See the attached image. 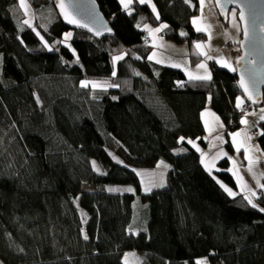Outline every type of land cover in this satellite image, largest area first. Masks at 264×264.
<instances>
[{"label": "trees", "instance_id": "trees-1", "mask_svg": "<svg viewBox=\"0 0 264 264\" xmlns=\"http://www.w3.org/2000/svg\"><path fill=\"white\" fill-rule=\"evenodd\" d=\"M97 2L115 31L100 40L57 11L35 29L19 0H0V264H125L131 251L142 264H264V188L256 208L230 195L229 159L211 172L188 143L208 146L210 104L230 131L242 127L236 71L216 66L211 80H190L149 59L143 40L144 24L163 22L173 42L206 40L192 25L199 0H154L159 19L145 3L128 13L120 0ZM101 78L113 87L81 85ZM258 142L264 153V134ZM161 161L166 186L143 193L134 168ZM117 184L135 193L108 187Z\"/></svg>", "mask_w": 264, "mask_h": 264}, {"label": "rangeland", "instance_id": "rangeland-1", "mask_svg": "<svg viewBox=\"0 0 264 264\" xmlns=\"http://www.w3.org/2000/svg\"><path fill=\"white\" fill-rule=\"evenodd\" d=\"M22 10L28 16L27 24H29L31 27H34L35 29L39 28L40 31H43V32H45L48 29L49 22L55 20L56 18V8L54 9V7L51 4L47 5L46 2L42 4V2H37V1L31 2V0H24V6L22 7ZM20 14L22 13L20 12ZM228 15H229L228 21L224 23H226V26L228 29L226 37L227 39H231V40L228 41V40H225L224 37H220V39L218 38V40L214 42L209 41V40H207L206 42H198V44L201 45V47L199 48L197 47V49H199V51L201 52L202 57L194 63V66H195L194 69H190L189 71L186 72L188 75V79L198 81L197 79H195V77L205 76L209 74L212 79L213 74H214L213 68L216 67L217 65L215 61H214L215 66H213V64L208 62L209 57L212 58L209 52L218 51L219 49H222V48L223 50H225V52L228 53L227 55L223 54L222 56L223 57L225 56V58L229 57V59L226 58L228 59L227 60L228 63H230V61L234 63L232 66L231 65L229 66L230 69H235V71H237L236 69L237 61L236 60H237V57L242 52V49L240 47L241 45L240 40H242V37H241L242 36V25L240 23L239 16L237 15L236 8L231 9ZM147 36L149 38L148 34ZM71 38H72V35L68 39L64 38V41L66 45L68 46L69 44L72 50L75 52V49L73 45L71 44ZM43 42L45 43V45H47V42L44 38H43ZM145 45L149 46L150 41ZM151 47H152L151 51L154 55V53H157V51L155 50V47L153 46ZM157 49H159L158 54L162 57L168 56V54L173 55V52H171V50L169 49L158 48V47ZM124 55L125 53L122 52L115 56H124ZM117 61H115V63ZM200 64H205L206 69L198 68L197 66ZM203 81H209V80H203ZM82 82H88L87 86L85 87L92 86L93 88L99 89V90H102V89L105 90V89H109L113 87L112 80L106 79V78H101L100 80L99 79H91V80L84 79ZM82 82H81V85L84 86ZM239 98H241V100L243 101L240 107L241 109H243V107H245L247 103L246 97L242 93L240 94ZM262 109H264V103L258 106L254 105V106L247 107L246 109L247 112L242 113V116H243L242 119H246L247 124L242 123V127H240L237 130L230 131L231 129L228 128L227 125L225 124L226 126L225 134L228 135V139L226 140V136H225V141L227 142L225 143L224 150L227 152V154L226 156H224V158L221 161H223L227 157L230 158V156L234 158L235 154L238 155V154L244 153L245 158H246V163L252 173L254 172V169L256 170L257 168H264V165H263L264 159H261V160L259 159L260 161H257V162L252 161V155L255 154L256 152L259 156L264 154L262 152L261 145L258 142V137L262 134L261 132L262 123L264 122V120L260 119V117L264 115V112L261 111ZM233 127H235V123L232 124L231 128ZM233 134H236V135H233ZM248 137L250 139H248ZM230 144L233 147L231 151L228 149V145ZM183 151H186V149L184 147L180 148V152H183ZM242 151H245V152H242ZM115 159L119 160L121 163H124V161L121 160L118 156H116ZM235 160L236 159H234L233 162ZM134 170L136 171L141 181L143 193L150 194V192H152L153 190L160 189V187L166 186V183H167L166 177H167L168 172L170 171V166L167 162L161 161L155 167H149V168L138 167V168H134ZM108 187L114 190L115 192L119 191V192L128 193V192L135 191L134 186L130 184L128 185H120V184L109 185ZM128 189H132V191H128ZM249 197L252 200V202L255 204L257 196L252 195ZM136 202L139 205L140 202L138 200ZM127 257L129 258V261L132 264L141 263V256H139L138 253L131 252L130 257L129 256ZM205 262L206 264H209L208 261H205Z\"/></svg>", "mask_w": 264, "mask_h": 264}, {"label": "crops", "instance_id": "crops-1", "mask_svg": "<svg viewBox=\"0 0 264 264\" xmlns=\"http://www.w3.org/2000/svg\"><path fill=\"white\" fill-rule=\"evenodd\" d=\"M127 0H125V3ZM138 2V0H132V3L125 8L124 3L121 2V6L123 9H125L128 13H131L134 11L133 5ZM200 3V2H199ZM151 8L155 6L156 12L158 13V8H156L154 0H148L147 3ZM159 14V13H158ZM167 25L166 22H163L161 24H144L148 25V28H143L147 30L148 35H149V40H150V47L153 46L155 47V50L157 53L151 54L150 57H152V61H157L163 65H168L174 68H179L185 73L189 71L190 69H194V63L198 61L202 57L201 52L199 49H197L196 45L198 42H206L207 40L209 41H216L220 37H224L225 40H231L227 39V26L226 23L222 20L221 15L219 14V11L217 9V6L215 5L214 0H205V7L203 8V11H200L195 17L192 19V25L195 27L197 30L202 29L199 32H202L205 35L206 40H197L194 42L186 41L184 43H177L173 42L170 39H167L165 35L163 36L162 32L164 28H162L159 32L154 31L157 28H160L161 25ZM152 30V31H150ZM241 41V40H240ZM225 42V41H224ZM158 48H166L171 50L173 52V55H169L162 57L158 54ZM152 48V47H151ZM212 56L208 60L210 61H215L216 65L219 67H224L225 69L233 70L230 69V65L232 66L234 63L230 61V63L227 62L229 57L225 56L223 57V54H228L225 52V50L219 49L218 51H212L209 52ZM225 64L227 66H225ZM212 67V66H211ZM235 71V69H234ZM186 76L188 78V75L186 73ZM192 78V77H191ZM191 80V79H190ZM202 122L205 126V135H206V141H207V147H201L198 145L197 142L192 143V145L200 152L202 156V163L204 167H206L208 170L215 171L218 168V164L221 162V160L226 156L227 152L224 150L225 143V136L226 140L228 139V135L225 134L226 132V126L223 121V119L220 117L218 113L214 111L212 108L211 104L208 105L202 112ZM222 119V120H221ZM248 139H250L248 137ZM227 146V145H226ZM248 149V148H247ZM255 149V148H254ZM245 152V151H242ZM263 152V151H262ZM261 152V154H262ZM235 154V153H234ZM230 161V173L232 176H234L236 182H237V188L234 189L232 187H229L228 185H223L228 192H231V195H236V194H243L246 197L250 199L249 196H252L253 193H255V196H257L258 192L263 189L260 187V185L264 184V168H257L256 170L254 169V172L252 173L246 163V158L245 154H235L234 158L230 156L227 157ZM236 159L234 162L233 160ZM261 159H264V154L259 156L257 152L252 155V161L257 162L260 161ZM264 165V164H263ZM138 253L136 251H131ZM131 253H127L125 255V264H132L129 261ZM139 255V253H138ZM140 256V255H139ZM143 262V258L141 257V263Z\"/></svg>", "mask_w": 264, "mask_h": 264}, {"label": "water", "instance_id": "water-1", "mask_svg": "<svg viewBox=\"0 0 264 264\" xmlns=\"http://www.w3.org/2000/svg\"><path fill=\"white\" fill-rule=\"evenodd\" d=\"M52 2L66 27L75 31L89 32L98 40L114 35L111 22L105 17L97 0H52ZM214 2L224 19L228 18L231 9L236 8L239 11L243 36L240 45L242 54L237 60L236 67L239 88L251 103L262 104L264 103V0H218V2L214 0ZM61 4L63 7L60 6Z\"/></svg>", "mask_w": 264, "mask_h": 264}, {"label": "snow or ice", "instance_id": "snow-or-ice-1", "mask_svg": "<svg viewBox=\"0 0 264 264\" xmlns=\"http://www.w3.org/2000/svg\"><path fill=\"white\" fill-rule=\"evenodd\" d=\"M121 2L124 3L125 8H127V7L132 3V0H127L126 3H125V0H121ZM138 2L141 3V4H144V3H147L148 0H138ZM186 2H187V0H186ZM199 2H200V6H201V11H203V8L205 7V0H199ZM217 2H218V0H217ZM20 5H21L22 7L24 6V0H20ZM60 6L63 7L62 4H61ZM152 11H153L154 13L156 12L155 6L152 7ZM156 18L159 19V14H158V13H156ZM241 19H243V14H241ZM70 22H73V23H74L75 21H70ZM24 23L27 24L28 21L25 20ZM144 27H145V28H148V25H145ZM166 27H167V25H163V24H162V25L160 26V28H157V29H155L154 31L159 32L162 28H166ZM201 30H202V29H199V28L197 29V31H201ZM150 31H152V30H150ZM98 34H99V33H98ZM71 35H72L71 33H66V34H65V39L70 38ZM181 35H184V33H181ZM196 47L199 48V47H201V45L197 44ZM210 58H211V57H209V59H210ZM121 59H123V56H114V57H113V61H117V60H121ZM149 59H152V57H149ZM225 66H227V65L225 64ZM197 67H198V68H205V69H206V65H205V64H200V65H198ZM233 71H234V69H233ZM113 75H115V72H113ZM195 79H197V80H211V76H210V74H209V75H205V76H197V77H195ZM87 83H88V82H82V84H83L84 86H87ZM94 86H95V85H94ZM209 99H211V97H209ZM249 99H251V97H249ZM242 103H243V101L241 100V98L237 97V104H236V107H237V108H240L241 105H242ZM261 111L264 112V109H262ZM260 119H261V120H264V115H262V116L260 117ZM241 123L247 124V120H246V119H242ZM262 134H264V133H262ZM233 135H236V134H233ZM180 139H181V141L184 140L183 137H181ZM188 143L192 144L193 141L189 140ZM194 146H195V145H194ZM94 167H95V163H94ZM260 187H261V188H264V184L260 185ZM110 190H112V189H110ZM128 191H132V189H128ZM229 194L231 195L232 193L229 192ZM253 195H255V193H253ZM248 203L251 204L253 208H256V207H257V205L254 204V203L252 202L251 199L248 200ZM260 211L264 212V208H261ZM84 238H85V239H88L87 235H85ZM196 264H206V262H205V261H197Z\"/></svg>", "mask_w": 264, "mask_h": 264}, {"label": "built area", "instance_id": "built-area-1", "mask_svg": "<svg viewBox=\"0 0 264 264\" xmlns=\"http://www.w3.org/2000/svg\"><path fill=\"white\" fill-rule=\"evenodd\" d=\"M143 40H144V44H147L150 41L147 35L144 36ZM209 63H211V64H213V66H215V62L214 61H210ZM246 109H247V107L245 106V107H243L242 111L243 112H247Z\"/></svg>", "mask_w": 264, "mask_h": 264}, {"label": "bare ground", "instance_id": "bare-ground-1", "mask_svg": "<svg viewBox=\"0 0 264 264\" xmlns=\"http://www.w3.org/2000/svg\"><path fill=\"white\" fill-rule=\"evenodd\" d=\"M242 53V52H241ZM247 100V99H246ZM252 104H254V103H252Z\"/></svg>", "mask_w": 264, "mask_h": 264}]
</instances>
